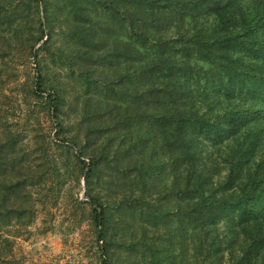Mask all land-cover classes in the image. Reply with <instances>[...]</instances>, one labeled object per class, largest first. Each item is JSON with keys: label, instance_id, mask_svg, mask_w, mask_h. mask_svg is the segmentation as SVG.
I'll list each match as a JSON object with an SVG mask.
<instances>
[{"label": "trees", "instance_id": "obj_1", "mask_svg": "<svg viewBox=\"0 0 264 264\" xmlns=\"http://www.w3.org/2000/svg\"><path fill=\"white\" fill-rule=\"evenodd\" d=\"M63 1L78 50L57 54L102 118L71 139L87 156L86 187L101 166L117 169L108 195H88L101 264L123 253L132 261L136 223L156 234L140 244L149 264H264V0ZM39 3L44 50L45 26L60 16L57 4L50 15ZM33 88L61 134L60 115L76 105L64 83L37 71ZM7 118L0 113V264H12L11 232H27L35 208Z\"/></svg>", "mask_w": 264, "mask_h": 264}, {"label": "rangeland", "instance_id": "obj_2", "mask_svg": "<svg viewBox=\"0 0 264 264\" xmlns=\"http://www.w3.org/2000/svg\"><path fill=\"white\" fill-rule=\"evenodd\" d=\"M44 1L50 15L56 12L53 8L57 4L59 11L55 14L60 18L53 25L45 26L51 40L49 48L43 50L41 43L46 37L35 44L40 36L39 21H44L39 0H0V113L6 114L11 123V139H17L18 147L24 145L25 165L30 167L29 184L35 201L27 232L16 235L11 232V263L101 264L88 195L96 194L102 199L108 195L109 179L117 169L109 163L101 166L98 176L92 179L90 191L86 187L83 163H88L87 156L79 157L71 139L73 133H85L88 124L102 118L90 105L89 100L96 101L92 89L86 91L78 74L72 73L57 54V50L63 52V57L65 53L78 50L76 38L73 35L74 38H70L68 32L74 24L72 6L69 1ZM78 4L85 5V0ZM37 71L51 80L63 82L68 91L67 101L72 102V106L76 103L75 110H64L60 115L61 134L56 133L59 127L48 112L45 94L41 95L43 99L35 94L33 85ZM97 75L98 72L94 77ZM99 101L103 102L102 96ZM85 103H89L87 110ZM107 126L109 124L104 127ZM23 219L28 221V214ZM134 228L138 234L132 261H126V253H123L119 264H149V254L146 253L143 260L145 248L140 244L145 238L149 243L156 234L143 226L146 230L143 236L138 223ZM12 229L15 232L17 227ZM164 261L157 264H169Z\"/></svg>", "mask_w": 264, "mask_h": 264}]
</instances>
